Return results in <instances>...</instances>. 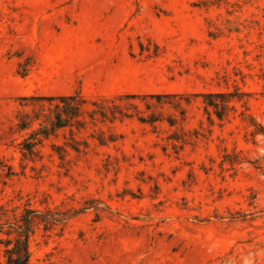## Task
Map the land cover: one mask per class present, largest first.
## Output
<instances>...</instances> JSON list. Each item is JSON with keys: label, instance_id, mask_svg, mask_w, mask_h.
<instances>
[{"label": "rangeland", "instance_id": "1", "mask_svg": "<svg viewBox=\"0 0 264 264\" xmlns=\"http://www.w3.org/2000/svg\"><path fill=\"white\" fill-rule=\"evenodd\" d=\"M236 90L264 125V0H0V202L96 200L38 231L30 264H264V137L241 103L219 121L195 97ZM75 92L158 121L97 122L64 163L49 142L22 161L21 100Z\"/></svg>", "mask_w": 264, "mask_h": 264}, {"label": "trees", "instance_id": "2", "mask_svg": "<svg viewBox=\"0 0 264 264\" xmlns=\"http://www.w3.org/2000/svg\"><path fill=\"white\" fill-rule=\"evenodd\" d=\"M29 67L28 60L20 63L18 74L21 77L27 76ZM169 96L174 97V95L147 97L160 99ZM128 97L125 99H137L134 96ZM177 97L179 101L177 106L173 105L175 109L176 107L177 109L182 108V101L186 104L190 103L188 96L177 95ZM195 97H200L206 113L210 115L211 111L219 121L226 118L230 112H236L235 103H241L244 108L240 113L241 120L249 119L248 124L254 127L252 134L264 137V125L255 123L253 118L246 114L247 94L236 90L233 93L197 94ZM21 101L24 102L21 107H30V111L21 110L16 116V131L22 134L16 144V149L22 161L41 160L43 158L42 148L46 142H49L51 152L58 157L61 163H64L68 150L76 154L86 151L88 143L76 139V134L86 130L88 125L95 126L97 122L114 124L116 121L121 122L133 116L143 124L154 125L158 121L151 116H142L140 112L130 113L123 99L90 100L80 92L71 95L23 98ZM66 131L71 136L70 140L64 138L61 145L51 142L52 139H57L60 133ZM100 134L98 138L92 136L91 138L101 146L116 141L113 134L107 136H104L103 132ZM222 163L234 167L240 162L228 160L225 156ZM21 200L19 197L17 202L13 200L0 202V264H30V242L38 231L50 234L58 230V234H61L70 220L96 205V200H87L78 207L68 204L65 200L58 205L48 204V201L44 200L43 208H35L29 200ZM98 217L96 213V219Z\"/></svg>", "mask_w": 264, "mask_h": 264}]
</instances>
